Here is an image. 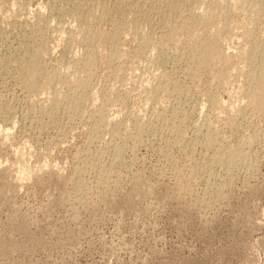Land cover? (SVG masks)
Listing matches in <instances>:
<instances>
[{
	"label": "rangeland",
	"instance_id": "1",
	"mask_svg": "<svg viewBox=\"0 0 264 264\" xmlns=\"http://www.w3.org/2000/svg\"><path fill=\"white\" fill-rule=\"evenodd\" d=\"M117 4L0 0V264H264V0Z\"/></svg>",
	"mask_w": 264,
	"mask_h": 264
},
{
	"label": "bare ground",
	"instance_id": "2",
	"mask_svg": "<svg viewBox=\"0 0 264 264\" xmlns=\"http://www.w3.org/2000/svg\"><path fill=\"white\" fill-rule=\"evenodd\" d=\"M67 1V0H66ZM117 1V0H116ZM191 0H118V7L124 11L125 9H129V10H134V11H137V12H142L145 8L144 7H147L150 9L151 13H157V15H160L161 18H163L165 21H167V19H169L168 17L171 16L172 13H174L179 7H180V4L183 3V2H189ZM188 5H191V4H188ZM144 8V9H143ZM119 9V10H120ZM148 10V9H147ZM146 10V11H147ZM133 11V12H134ZM190 11V10H189ZM121 12V11H120ZM123 14V12H121ZM125 13V12H124ZM144 13V11L142 12ZM141 13V14H142ZM139 14V13H138ZM152 15V14H151ZM147 16V15H146ZM156 16V15H155ZM158 17V16H157ZM159 19V18H158ZM151 21V20H150ZM149 21V22H150ZM155 21V20H154ZM248 34V33H247ZM111 43V42H110ZM264 47V46H263ZM262 48V47H260ZM161 50V49H160ZM255 52V51H254ZM261 55H264V50H261ZM34 54V53H33ZM39 54V53H38ZM16 55V54H15ZM25 59V58H24ZM31 59L32 57L29 59L30 63H31ZM262 61V60H260ZM262 63V62H260ZM24 67V66H23ZM263 70V69H262ZM62 72V71H61ZM260 72V71H259ZM23 73V72H22ZM29 73V72H28ZM255 73V72H254ZM33 74V73H32ZM31 74V75H32ZM36 74V73H35ZM34 74V76H35ZM38 74V73H37ZM259 74V73H258ZM20 75V74H19ZM30 75V74H27V76ZM30 75V78L32 79L33 76ZM24 77H25V74H24ZM36 77V76H35ZM34 77V78H35ZM256 77V76H255ZM258 77V76H257ZM28 77V81L30 79ZM25 79V78H24ZM47 79V78H45ZM51 79V78H49ZM256 79V78H255ZM58 80V78H57ZM48 81V79H47ZM257 81V79H256ZM27 82V81H26ZM46 82V81H45ZM29 83V82H28ZM27 83V84H28ZM257 84H255V89L253 91V97H254V101H261L262 99L264 100V72L262 73V75H260V77L258 78V81L256 82ZM254 84V83H253ZM253 86V85H252ZM254 88V87H253ZM252 95V94H251ZM251 97V96H250ZM52 99V98H51ZM252 99V98H251ZM253 103V101H252ZM177 110V109H176ZM158 118V117H157ZM156 118V119H157ZM174 119V118H173ZM168 120V119H167ZM161 122V121H160ZM162 122H165L162 120ZM163 123H161L162 125ZM166 125V123H165ZM200 128V127H199ZM138 129V128H137ZM198 132V131H197ZM201 133V132H199ZM211 133V132H210ZM195 134V133H194ZM198 134V133H196ZM213 134V133H211ZM142 133L138 136H141ZM198 136V135H197ZM214 136V135H213ZM199 137V136H198ZM139 137H136V139H138ZM206 138V137H205ZM179 139V138H177ZM202 139V138H201ZM216 139V138H215ZM139 140V139H138ZM137 140V141H138ZM203 140V139H202ZM194 144V143H193ZM204 145V144H203ZM208 148V147H206ZM215 149V148H214ZM217 150V149H216ZM210 151V150H209ZM218 151V150H217ZM225 151V150H224ZM223 152V151H222ZM238 152V151H237ZM207 154V153H206ZM225 154V153H224ZM223 154V155H224ZM218 155V154H217ZM225 156V155H224ZM211 157V156H210ZM240 157V156H239ZM216 158V157H215ZM218 158V157H217ZM223 158V157H222ZM121 160V159H120ZM223 161V159H222ZM229 166H234L236 167V165L238 164L236 161H234L233 159L231 158H226L225 161ZM220 163H222L220 161ZM242 163V162H241ZM211 165V164H210ZM219 165V164H218ZM226 166V165H225ZM224 166V167H225ZM209 169V168H208ZM229 171V170H228ZM227 172V171H226ZM230 172V171H229ZM211 173V172H210ZM208 179V178H207ZM190 180V179H189ZM217 182V181H216Z\"/></svg>",
	"mask_w": 264,
	"mask_h": 264
}]
</instances>
